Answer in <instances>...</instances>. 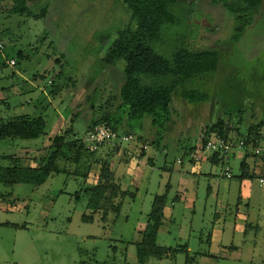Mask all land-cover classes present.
<instances>
[{
	"label": "rangeland",
	"instance_id": "rangeland-1",
	"mask_svg": "<svg viewBox=\"0 0 264 264\" xmlns=\"http://www.w3.org/2000/svg\"><path fill=\"white\" fill-rule=\"evenodd\" d=\"M28 3L35 13L45 6V16L0 11V31L9 32L6 36L0 33V118L43 115L46 126L34 139L0 138V165L11 164L10 158L15 156L23 166L37 165L49 152L51 139L66 129L65 140L85 138L95 108L88 105L86 97L94 89L97 101L108 98L117 91L122 77V59L112 65L101 59L121 29L135 26L122 0ZM9 6L10 0H1L0 9ZM172 13L175 23L162 25L160 38L151 46L168 58L187 43L192 48H218L220 69L207 71L182 87L204 91L209 100L189 104L179 91L173 94L171 113L165 115L169 119L162 116V125L161 117L155 125L149 116L129 122L134 137H142L140 143H154L141 156L146 164L138 167L135 181L125 173L137 171L127 165L133 162L136 166L137 158L128 154L124 161L123 153L113 156L116 181L135 194L121 198L118 215L109 211L105 221L100 219L101 212H96L92 221L83 220V214L91 211L83 189L97 182L100 164L112 149L109 143L89 159L86 180L70 172L74 162L60 159L58 166L65 171L52 173L38 186L0 183V264H264V190L257 181L259 175L264 176V164L254 168L250 177L240 179V159L235 157L230 162L232 177L226 178L220 161L211 164L204 158L201 167L193 171L183 152L190 142L197 147L201 144L203 130L223 111L244 110L241 122L232 117L229 123L242 135L264 117V1L237 42L230 40L233 15L220 0L180 1ZM18 50L27 57H17ZM169 80V76L141 77L143 83L152 84ZM259 133L264 142V126ZM229 135L235 137L232 130ZM133 144L138 148L136 139L122 142L121 147ZM247 151L252 153V146ZM148 157L152 164L147 163ZM252 158L249 155L246 162L251 164ZM251 170L250 165L248 172ZM181 175L191 180L193 204L182 200L170 203L187 186L184 183L181 188L178 183ZM167 182L170 190L156 237L162 253L139 262L136 245L142 240L153 196L162 194ZM213 232L221 241L210 245ZM231 244L248 249L253 259L236 257Z\"/></svg>",
	"mask_w": 264,
	"mask_h": 264
},
{
	"label": "trees",
	"instance_id": "trees-1",
	"mask_svg": "<svg viewBox=\"0 0 264 264\" xmlns=\"http://www.w3.org/2000/svg\"><path fill=\"white\" fill-rule=\"evenodd\" d=\"M131 11V18L135 22V26H128L121 29L117 36L113 39L108 50L101 59L102 63L112 65L117 60L124 61L122 77L118 79V87L116 92H112L108 98L95 97L96 91H91L86 97V101L91 108H94L91 118L89 119L85 137L88 132L96 124H104L110 127L116 133V137L100 144L96 150H90L86 146V141L80 138H72L65 140V135L69 133V129L64 130L61 134H56L51 139L50 150L47 155H42L38 164L35 166L21 165L18 157H12L11 164L0 165V183L5 186H13L17 183H31L35 186L43 183L49 175L54 172L65 171L58 166L60 159H67L75 163L72 171L74 175L83 177L86 180L90 171V160L94 157V153L104 145L110 146L107 152V158L100 164L97 182L87 186L84 192L87 194L86 207L90 209V213L83 214L85 221H92L96 212H101L102 220H106L108 212L118 215L122 202L121 198L125 196L134 197V192L128 189H122L116 181L115 171L112 168V158L119 150L122 149L124 161L126 156L131 154L137 159L142 160L141 156L145 153L151 141H140L141 136L134 137L132 125L130 121L141 120L149 116L151 123L156 124L159 117L161 125L164 122L162 116L170 114V104L173 94L176 95L180 91V97L189 104L203 103L209 100L207 93L198 89H183V84L193 78L200 79L199 76L207 71H217L220 69V51L214 47L192 48L187 44L177 47L172 53L171 58L165 57L157 53L151 46V42L160 38V30L164 24H174L175 18L172 8L180 1L186 0H122ZM222 5L233 15L234 27L230 40L237 42L243 35L246 27H248L253 19L258 7L264 0H220ZM1 2V0H0ZM0 11L9 14L26 15L33 18L44 17L46 7H41L37 13L31 8L28 0H10L8 8L0 9ZM1 35H8L7 29L0 31ZM3 45H0V49ZM17 57L23 58L26 55L21 50L16 52ZM27 57V56H26ZM9 61L16 63L15 59L10 58ZM3 64L0 62V65ZM163 78L170 77L168 82L164 83H143L141 77ZM196 81V80H195ZM194 81V82H195ZM51 82V81H48ZM191 82V81H190ZM104 99V100H101ZM243 109H228L223 111L221 116L216 118L212 124H207L203 130L201 144L211 136L233 141V147L226 157L219 152L203 153L198 164H195L191 153L199 146H195L194 142H190L184 146V154L188 155V161L191 166L198 168L200 162L205 158L210 162L222 163L223 174L227 165L231 174L230 162L235 157L237 141L242 139L244 146L243 154L240 158L239 178L250 177L253 168L248 172L246 159L249 155L257 158L264 164V142L259 133V128L264 126V117L257 123L249 126L247 133L242 135L238 127L229 125L232 117H236L238 122L242 121ZM78 115V114H77ZM169 119L165 116V120ZM46 120L43 115L21 114L9 119L0 118V138L18 137L22 139H34L39 137L45 129ZM121 127L122 129H119ZM234 132L235 137L229 135L230 131ZM123 135H131L132 137L123 140ZM136 139V145H129L128 148H122V142H130ZM260 141V142H259ZM263 143V144H261ZM252 146L253 152L247 151V147ZM195 147V148H194ZM258 149V152H256ZM139 150V152H138ZM126 152V153H125ZM70 154V155H69ZM208 154V155H206ZM206 155V156H205ZM85 158L83 159V157ZM143 161V160H142ZM178 162L181 159L178 158ZM145 163V162H144ZM147 163L152 164V158L148 157ZM146 164V163H145ZM247 167V168H246ZM232 177V174L231 176ZM229 177V178H230ZM259 177H264L259 175ZM170 184H165V190L162 194L153 196L151 211L148 214L147 222L141 235V242L137 246V257L139 262H144L149 256H159L162 252L156 246V237L167 203L168 191ZM0 195H2L0 193ZM178 198L175 195L171 199V204ZM3 223V224H7Z\"/></svg>",
	"mask_w": 264,
	"mask_h": 264
},
{
	"label": "built area",
	"instance_id": "built-area-1",
	"mask_svg": "<svg viewBox=\"0 0 264 264\" xmlns=\"http://www.w3.org/2000/svg\"><path fill=\"white\" fill-rule=\"evenodd\" d=\"M13 63V61H11ZM117 135L115 131H113L110 127L104 124H96L92 127V129L88 132L87 136L85 137L86 146L90 150H96L97 147L105 143ZM131 135H123L122 139L127 140L130 139ZM233 141L228 139L219 138L216 136H211L203 145H199L198 149H194L191 153V157L195 164H198L200 159L202 158L203 153H214L219 152L220 154L224 155L225 158L226 154L229 153L232 149ZM237 146L239 148H243L244 141L242 139L237 141ZM258 152V149H256ZM226 178L231 176L229 167L226 165L224 169V174ZM259 186L264 190V177H259L257 179Z\"/></svg>",
	"mask_w": 264,
	"mask_h": 264
},
{
	"label": "crops",
	"instance_id": "crops-1",
	"mask_svg": "<svg viewBox=\"0 0 264 264\" xmlns=\"http://www.w3.org/2000/svg\"><path fill=\"white\" fill-rule=\"evenodd\" d=\"M119 153H123L122 152V149L121 150H119L118 152H117V154L119 155ZM243 154V150H239V149H237L236 151H235V157H237V158H241V155ZM234 157V158H235ZM253 157V156H252ZM209 162H210V160H209V158L207 159ZM137 161V165L136 166H134L133 165V162L131 163V164H127V165H129L130 167H133L134 169H137V171L136 172H134L133 171V174L131 173L130 175H127L126 173H125V175L126 176H128V177H130V179L132 180V181H135V180H137V178H139V168L138 167H141V166H145V163L142 161V160H139V159H137L136 160ZM182 163V162H181ZM211 164H214L213 162H210ZM251 164H248L247 163V167L249 166L250 167V165H251V167L254 169V168H258V166H260V161L257 159V158H252L251 159V162H250ZM189 166H190V169L191 170H193V171H197L201 166L199 165L198 166V168H196V167H193V166H191V164H190V162H189ZM246 167V168H247ZM183 174H184V171L182 172ZM181 181L182 182H178L179 184H181L182 186H181V188H183V186H184V183H185V185H186V183H187V186L185 187V190H184V192H180V191H178V198L176 199V200H182V201H184L185 203H186V205H189V204H193L194 203V198H193V196H192V190H193V185H190V182H191V180L189 179V178H187L186 176H184V175H181ZM243 182V181H242ZM187 190H190V192H188ZM208 190L210 191L211 190V188H210V185H209V187H208ZM248 227V225H247V223H246V225H245V228H247ZM210 239V245L213 243V242H219V241H221L220 240V238L219 237H217L216 236V232H213V233H211L210 234V237H209ZM220 244H218V246H219ZM230 248H232V250H231V252H232V254H234V255H236V257H242L243 259H245V260H252L253 259V256H252V253L250 252V254L248 253V249H246V251H243L241 248H240V245H234V244H231V247ZM218 249V248H217ZM241 249V250H240ZM204 257H206V255L204 256Z\"/></svg>",
	"mask_w": 264,
	"mask_h": 264
}]
</instances>
